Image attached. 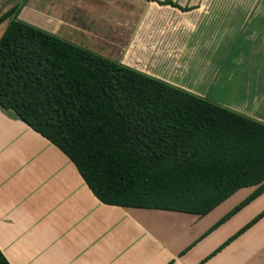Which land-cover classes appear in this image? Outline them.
<instances>
[{"label": "crops", "instance_id": "crops-1", "mask_svg": "<svg viewBox=\"0 0 264 264\" xmlns=\"http://www.w3.org/2000/svg\"><path fill=\"white\" fill-rule=\"evenodd\" d=\"M101 1L0 0V16L22 3L20 21L264 124V6L186 10L197 29L216 32L193 55L201 71L179 77L168 43L163 65L149 58L140 64L146 70L119 57V27L103 22V9L114 7ZM235 11L246 14L242 22ZM259 186L238 189L202 216L105 204L65 154L0 106V252L9 264H264V190L223 220Z\"/></svg>", "mask_w": 264, "mask_h": 264}, {"label": "trees", "instance_id": "trees-1", "mask_svg": "<svg viewBox=\"0 0 264 264\" xmlns=\"http://www.w3.org/2000/svg\"><path fill=\"white\" fill-rule=\"evenodd\" d=\"M21 7L0 16V106L102 203L202 216L260 185L224 220L264 190L263 123L22 22Z\"/></svg>", "mask_w": 264, "mask_h": 264}, {"label": "rangeland", "instance_id": "rangeland-1", "mask_svg": "<svg viewBox=\"0 0 264 264\" xmlns=\"http://www.w3.org/2000/svg\"><path fill=\"white\" fill-rule=\"evenodd\" d=\"M164 1L166 0H102L101 2H104V5L114 7V11L109 9L107 12V7L103 9V22H108L113 30L119 27L120 37L117 40L120 43L119 46H121L119 57H123L125 60L130 58L139 69H145L141 65L148 64L146 59L149 58H157L161 61L160 65H163V55H165L163 46L167 43L171 45L169 53L172 54L173 52L174 56H168V58L175 63L174 66L170 67V72L177 74L179 77L185 74L190 75L193 71H201L198 67L193 66L195 64L193 63V55L196 48L201 43L208 42V36L213 39L216 32L214 26L211 28L204 26L197 29L195 23L194 26L192 25L193 18L191 16L189 18L187 15V11L191 10L192 6L200 5L204 9L206 7V11L214 10V12L227 5L235 8L246 4L264 6V0H168L174 3L175 6L161 3ZM115 7L118 8L115 9ZM203 7L199 10L200 12L205 11ZM239 12L233 13V15L236 14L235 16L238 18L236 20L242 22L246 14H243L244 17L241 18L242 13ZM183 15L185 16L184 19L182 18ZM160 17L163 20H160ZM231 20L234 19L231 18ZM173 32H177V35ZM112 34H114V31ZM165 35H167L166 38ZM141 38H148V43L143 45L140 41ZM128 42H136V47H129ZM93 47L85 46V49L99 53ZM118 49L116 47V51ZM135 50L139 51L136 52ZM153 65H155L154 62ZM201 66L203 69L206 68L204 64ZM155 68L163 73V67L157 65ZM261 200L264 201V198ZM250 224L252 223L247 224L245 227H249Z\"/></svg>", "mask_w": 264, "mask_h": 264}]
</instances>
